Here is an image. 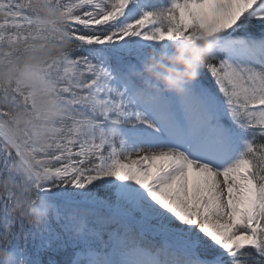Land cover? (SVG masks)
I'll list each match as a JSON object with an SVG mask.
<instances>
[{"label": "snow or ice", "instance_id": "1", "mask_svg": "<svg viewBox=\"0 0 264 264\" xmlns=\"http://www.w3.org/2000/svg\"><path fill=\"white\" fill-rule=\"evenodd\" d=\"M0 241L13 264H264V0H0Z\"/></svg>", "mask_w": 264, "mask_h": 264}, {"label": "clouds", "instance_id": "2", "mask_svg": "<svg viewBox=\"0 0 264 264\" xmlns=\"http://www.w3.org/2000/svg\"><path fill=\"white\" fill-rule=\"evenodd\" d=\"M199 47L207 48V45L203 42L199 44ZM208 54L211 52L209 50ZM181 52L177 48H173L172 56L169 58H164V63L169 65L173 70L169 73L166 69L165 74L160 78V83L169 91H174L179 93L180 87L172 83L169 80V75L173 80L179 79L185 83H190L195 77L193 73L196 71L195 68H190L182 59H180ZM151 63V62H150ZM12 212L14 215L22 217L26 224H29L33 228L43 227L45 216L38 215L36 211L32 208L31 204L25 201L22 197L17 198L14 202ZM0 264H13V255L10 251L6 250V245L4 241H0Z\"/></svg>", "mask_w": 264, "mask_h": 264}, {"label": "trees", "instance_id": "3", "mask_svg": "<svg viewBox=\"0 0 264 264\" xmlns=\"http://www.w3.org/2000/svg\"><path fill=\"white\" fill-rule=\"evenodd\" d=\"M39 241H34L33 245L29 247L30 252H34L35 246ZM69 247V246H68ZM65 248V247H64ZM64 248H43L36 253L39 260V264H63L66 258V253L63 251Z\"/></svg>", "mask_w": 264, "mask_h": 264}, {"label": "rangeland", "instance_id": "4", "mask_svg": "<svg viewBox=\"0 0 264 264\" xmlns=\"http://www.w3.org/2000/svg\"><path fill=\"white\" fill-rule=\"evenodd\" d=\"M71 249H70V246L69 247H65L64 249H63V251H65V252H69Z\"/></svg>", "mask_w": 264, "mask_h": 264}]
</instances>
